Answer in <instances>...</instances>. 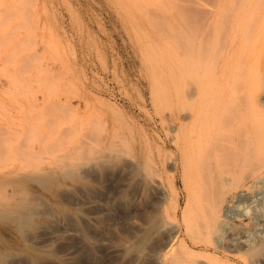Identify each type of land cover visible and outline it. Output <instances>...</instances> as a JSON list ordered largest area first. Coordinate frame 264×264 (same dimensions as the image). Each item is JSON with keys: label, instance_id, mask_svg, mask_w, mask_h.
Returning <instances> with one entry per match:
<instances>
[{"label": "rangeland", "instance_id": "obj_1", "mask_svg": "<svg viewBox=\"0 0 264 264\" xmlns=\"http://www.w3.org/2000/svg\"><path fill=\"white\" fill-rule=\"evenodd\" d=\"M252 1L0 0V175L15 173L0 185V264H163L168 233L153 223L167 219L179 226L174 253L264 264V153L223 169L254 195L225 210L220 230L193 237L173 142L200 87L224 91L226 117L259 107L264 119L260 43L228 54Z\"/></svg>", "mask_w": 264, "mask_h": 264}, {"label": "bare ground", "instance_id": "obj_2", "mask_svg": "<svg viewBox=\"0 0 264 264\" xmlns=\"http://www.w3.org/2000/svg\"><path fill=\"white\" fill-rule=\"evenodd\" d=\"M253 1H255V0H253ZM256 1L253 3H250V4H254V3H256ZM248 6H250V5L248 4ZM248 6L246 8H248ZM249 8L247 9L246 14H244L245 13L244 12L243 15H241L242 16L241 18L238 17L239 21L241 20V22H240L241 25H240V28L238 29V31L235 32V37L237 39V42H236V40L234 41V39L231 41V44H230L229 50H228L229 51L228 54L231 55L232 54L231 52H234L235 50H237V47H239V46H241V47L244 46L245 51H247V48L252 47L253 44L258 42V44L260 43L259 45H257V46H259L258 52L256 53L257 49H256V51L254 50L255 52H252L253 51L252 50V51H250V56H251V52L254 55H256V62L255 63H258V68H261L264 66V0H263V2H262V0L260 2H257L255 6L252 5ZM236 21H238V20H236ZM242 44H243V46H242ZM241 47H239V48L241 49ZM255 48H257V47H255ZM249 50H251V48ZM249 50L247 51L248 53H244V54H246L245 56H249ZM245 51H243V52H245ZM243 52H241V53H243ZM234 54H236V51ZM254 55H252V57H254ZM239 56L244 57L241 55H239ZM229 57H232V55ZM247 58H250V57H247ZM245 59H246V57H245ZM242 60H244V59L242 58ZM239 61H241V58L239 59ZM253 61H255V59ZM253 61H251V62L254 63ZM242 62L243 61L240 62L241 67H240V63L236 64L237 67L238 66L240 67L239 71H241V73L243 71L242 66L246 65V64H243ZM251 62H248V63L250 64ZM244 63H246V62H244ZM239 67L237 69H239ZM250 67H252V66H250ZM236 68H234V69H236ZM252 68H255V67L253 66ZM252 68L251 69L249 68L248 72L250 70H252ZM231 69H233V68H231ZM237 69L235 70V72L237 71ZM245 70H247V68ZM245 70H244V72H246ZM244 72H243V74H244ZM253 72L254 71H252V74H253ZM234 74H236V73H234ZM262 74H260V75H262ZM238 75H240V73ZM244 75H246V74H244ZM257 75L258 74L256 73L255 76H257ZM253 78H254V75H253ZM257 78L260 79L259 76ZM241 79L243 80V78H241ZM241 79L237 78V80H240L239 82H242ZM255 79H256V77H255ZM235 80H236V78H235ZM247 80H248V78L246 79V81ZM243 82H245V79ZM246 83L247 82H245V84L243 83V85H246ZM248 83H250V81ZM262 84H263V82H262ZM247 85L250 86L251 84L250 85L247 84ZM232 87H233V85H232ZM237 87L235 88V86H234L233 89L238 90ZM243 88H244V86H243ZM239 89H240V87H239ZM240 91H241V89H240ZM262 91H264V90L261 89L260 92H262ZM208 92H209V89L200 87V89L195 93V95L193 97L195 106L193 108L191 106L192 109L189 108L191 110H184V108L180 109V110H182L181 111L182 113L179 110L180 114L179 115L177 114L176 117L179 121V128L181 129L179 131H181V133H180L181 136L179 137L177 135L176 140L173 141L176 144H178L177 150L179 151V154H180V156L179 155L178 156L181 159L182 165L184 167V170H185V173H186V176L188 178L189 185H190V202H191L190 211H191V215L187 219V225H186L187 228L186 229L188 230V232L191 233V235L193 237H195L197 234L201 233V231H204V230H206V231H218V230H220V228L222 226L227 225L226 217L228 216V213L225 210L230 209V207L232 206V204L234 203L235 200L239 199L238 201H240L241 199H249V198H252L254 195V188L252 189L251 186H244L242 184H239V183H241V181L232 185V183L229 181L230 178L228 176L222 175V173L224 171L223 169L225 167H227L228 165H233V164L235 165V168H236V165L241 164V162L245 163V161H248V160H249L248 162H250L252 159H254V157H256V155L257 156L259 155V153H258L259 151H262L264 153V119H263V117H261V114L257 110V109H259V107H257V109H256L257 112L245 111V110L241 111V109L238 111H234L235 109L233 108L234 110L232 109L233 111L230 113V115L228 117H226L222 113L224 109L222 110V112L220 109L224 103V93H223L224 91L221 92V94L219 96H217V97L215 96L214 98L211 97V95L209 96L208 94L210 92L209 93ZM237 92H239V91H237ZM219 93H220V91H219ZM231 94H232V92H231ZM233 95L234 94H232V96ZM235 96H237V95H235ZM259 97H260V102H261L262 106H264V92H262ZM259 97H257L258 98V99H256L257 101L259 100ZM55 100H57V99H55ZM232 100H233V98H232ZM245 100H248V98ZM254 100L255 99L253 98V100H252L253 104L255 102H257L256 100L254 102ZM226 101H227V99H226ZM240 101H241V99H240ZM62 102H65V100L61 101V103ZM67 102H69V100ZM243 102L241 101V104H243ZM249 102H251V101H248V103H247L248 105H249ZM65 103H64L65 107H68L69 106L68 103H67L68 106ZM247 104L245 106H247ZM258 104H259V101H258L257 105ZM243 105L241 107H244ZM250 105H252V104H250ZM54 107L56 109V105H54ZM248 107H247V109H248ZM51 108H53V106H51ZM262 109H263V107H262ZM63 110H64V108L62 109V111ZM66 110L68 111L67 108H66ZM67 111L64 113H67ZM51 115H50V117H51ZM53 115H52V117H53ZM58 117H59V114H58ZM61 118H64V117L61 116ZM238 119L240 121L243 120L244 123L241 124L237 121L236 122L237 124H236L234 121H236ZM177 127H178V125H177ZM174 136L175 135L173 134L172 138ZM169 137H171V136H169ZM178 137H179V139H178ZM42 147L41 148L38 147V148L41 150ZM176 147H177V145H176ZM34 149H36V148H34ZM39 149H38V151H39ZM43 149H45V147ZM30 152L32 153V151H30ZM33 152H36V150ZM39 152L42 153V151H39ZM260 154H261V152H260ZM176 157H177V155H176ZM256 159H257V157H256ZM254 161H256V160L254 159ZM61 162H63V161H61ZM252 163H255V162H252ZM59 164L61 165V163H59ZM65 164L67 165V163H65ZM68 165H67V167H68ZM150 166H149V168H150ZM52 168H54V165ZM52 168H46L45 166H44V168L43 167L39 168L37 165V168H35L34 170L36 173H41L40 175H43L44 172L49 173V175H50V169H52ZM260 169H262V168H260ZM56 170L57 169H55L54 171H56ZM257 171H259V170H257ZM257 171H255V172L257 173ZM149 172H147V173H149ZM51 174L53 175V173H51ZM14 175H15V173L12 171L2 173V175H0V185L5 183L6 181L9 182L13 178ZM257 175H259V174H257ZM44 176H46V175L44 174ZM44 176H41V177H44ZM24 179H26V178H24ZM150 179H152V178H150ZM227 182H228V185L230 183V185H232V186H230V185L227 186L226 185ZM160 191H161L160 196L162 199L167 197L168 192L165 188H162V190H160ZM156 200H158V199H156ZM0 205H1V202H0ZM3 208H2V210H3ZM4 210H5V208H4ZM6 212H4V213H6ZM153 226L159 227L168 233L167 237L165 239H163V240H165L164 244H163L164 252L162 254H160V256H159L160 259L162 260V262L164 260L163 264H204L203 260H202V263H199L197 261H200V260H196V259L193 260L194 258L189 259L187 257L179 255L178 253H174V250H173L174 247L173 246L176 244V243L174 244V241L176 240V238L178 236V232H179V226H178L176 221L167 219V221L165 220V222H160L158 220V221H154ZM156 239H159V238H156ZM159 246H160V244H159ZM175 247H176V245H175ZM186 255H188V254H186ZM156 260H158V259H156ZM158 263H160V262L158 261ZM208 263H210V262L205 261V264H208Z\"/></svg>", "mask_w": 264, "mask_h": 264}]
</instances>
